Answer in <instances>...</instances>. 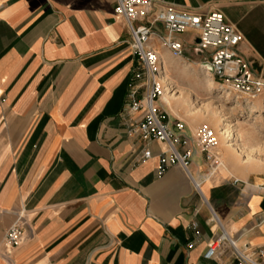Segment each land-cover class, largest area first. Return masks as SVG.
<instances>
[{"label":"crops","instance_id":"0c3cea01","mask_svg":"<svg viewBox=\"0 0 264 264\" xmlns=\"http://www.w3.org/2000/svg\"><path fill=\"white\" fill-rule=\"evenodd\" d=\"M161 1L221 12L264 80V0ZM0 3V264H239L229 240L264 264V192L254 189L257 178L232 173L227 163L237 156L219 148L222 168L214 169L194 145L190 172L200 189L180 166L158 175L168 145L134 131L142 113L129 111L128 96L143 95L144 79L116 0ZM154 32L165 73L196 51L197 31L175 36L182 58L164 46L163 26ZM184 125L193 139L194 126ZM22 212L23 241L9 249L6 232Z\"/></svg>","mask_w":264,"mask_h":264},{"label":"built area","instance_id":"2783aa9c","mask_svg":"<svg viewBox=\"0 0 264 264\" xmlns=\"http://www.w3.org/2000/svg\"><path fill=\"white\" fill-rule=\"evenodd\" d=\"M115 14L127 23L132 36V47L144 79L141 87L143 95L139 98L134 92L128 96L129 111L142 113L134 131L144 140L160 141L168 145L169 153L160 156V166L157 170L159 176L174 166H180L192 179L196 189H200L199 181L190 172L194 145L214 168H218L220 163L216 152L217 136L214 130L202 126L192 139L183 134L185 125L182 122L177 120L171 124L167 112L156 107V102L162 99L165 92L160 78L161 74H165V67L161 55L151 45L155 35L154 27L161 25L168 32L164 46L174 58L184 56V46L175 36L190 30L199 32L196 51L209 53V66L214 79L245 98L253 99L264 95V80L254 74L248 62L239 53L242 35L219 11L203 15L180 10L161 0H116ZM150 157L151 152L145 150L142 158L147 160ZM238 182L236 180V183ZM254 189L264 192V184H255ZM24 225L25 216L22 212L6 232L7 248L14 249L21 245L25 233ZM193 227L196 229L197 225L194 224ZM225 239L222 237L214 240L209 245L205 258H214ZM229 243L239 264H259L245 256L236 247L235 242L229 240ZM262 253L263 251L259 252L260 255Z\"/></svg>","mask_w":264,"mask_h":264},{"label":"rangeland","instance_id":"374dc122","mask_svg":"<svg viewBox=\"0 0 264 264\" xmlns=\"http://www.w3.org/2000/svg\"><path fill=\"white\" fill-rule=\"evenodd\" d=\"M192 50L193 55L187 53L188 59L180 64H170L164 74L170 79L166 92L171 88V92L180 97L170 107L162 97L168 120H179L194 126L195 134L200 127L208 126L217 136L216 152L220 148L222 154L231 152L238 157L234 167L230 161L227 163L232 173L238 178H257V184H264L260 180L264 179V95L259 96L262 98L259 104L256 98H245L237 94L232 88L214 79L209 70V54L197 52L194 47ZM207 83L211 85L210 88ZM220 129L227 133L219 135ZM218 158L221 164L220 156Z\"/></svg>","mask_w":264,"mask_h":264},{"label":"bare ground","instance_id":"6f19581e","mask_svg":"<svg viewBox=\"0 0 264 264\" xmlns=\"http://www.w3.org/2000/svg\"><path fill=\"white\" fill-rule=\"evenodd\" d=\"M205 73H206V71H205ZM160 78H161V83L164 85V87H165V95L167 96V99L169 100V102L172 104L173 103V100H175L174 99V95L173 94H170L169 92L167 93L166 91H167V87H168V85H169V83H168V80L165 78V76H164V73L163 74H161L160 75ZM211 86H209V88H210ZM163 98L165 99V97H164V95H163ZM166 103H167V100H166ZM223 126H229V125H225V124H223ZM223 129H220V133H219V135H225L226 133H227V131H222ZM230 140H234V138H231ZM216 168V167H215ZM214 168V169H215Z\"/></svg>","mask_w":264,"mask_h":264},{"label":"water","instance_id":"95a60500","mask_svg":"<svg viewBox=\"0 0 264 264\" xmlns=\"http://www.w3.org/2000/svg\"><path fill=\"white\" fill-rule=\"evenodd\" d=\"M197 42H199V40H198ZM209 70H210V72H211V74H212V71H211V68H210V66H209Z\"/></svg>","mask_w":264,"mask_h":264}]
</instances>
